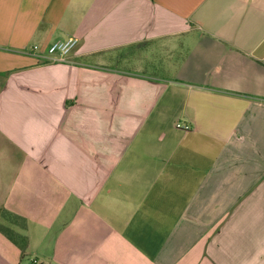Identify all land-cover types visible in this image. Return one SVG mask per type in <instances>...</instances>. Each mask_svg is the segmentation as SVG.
Listing matches in <instances>:
<instances>
[{"label": "crops", "instance_id": "1", "mask_svg": "<svg viewBox=\"0 0 264 264\" xmlns=\"http://www.w3.org/2000/svg\"><path fill=\"white\" fill-rule=\"evenodd\" d=\"M3 209L0 264H264V0H0Z\"/></svg>", "mask_w": 264, "mask_h": 264}, {"label": "built area", "instance_id": "2", "mask_svg": "<svg viewBox=\"0 0 264 264\" xmlns=\"http://www.w3.org/2000/svg\"><path fill=\"white\" fill-rule=\"evenodd\" d=\"M79 45V40L76 38H70L66 41H60L49 46L45 51H42L41 47L34 45L29 54L35 56L41 62L48 63H70L73 52ZM178 128H183L188 131L190 126H182L177 124ZM37 264V262H34Z\"/></svg>", "mask_w": 264, "mask_h": 264}, {"label": "trees", "instance_id": "3", "mask_svg": "<svg viewBox=\"0 0 264 264\" xmlns=\"http://www.w3.org/2000/svg\"><path fill=\"white\" fill-rule=\"evenodd\" d=\"M26 220L5 209L1 210L0 232L12 241L24 255L28 246V237L25 235Z\"/></svg>", "mask_w": 264, "mask_h": 264}]
</instances>
